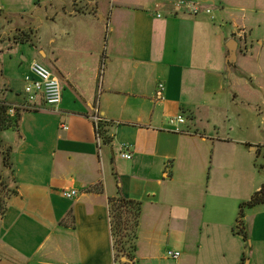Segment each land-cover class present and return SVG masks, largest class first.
Instances as JSON below:
<instances>
[{
	"label": "crops",
	"instance_id": "crops-1",
	"mask_svg": "<svg viewBox=\"0 0 264 264\" xmlns=\"http://www.w3.org/2000/svg\"><path fill=\"white\" fill-rule=\"evenodd\" d=\"M175 1L0 0V86L14 108L9 116H20L5 135L19 159L16 195L0 219V264H115L107 201L119 192L141 203L133 263L159 264L163 247L180 253L175 264L245 263L246 241L230 217L262 187L250 192L241 176L263 145L264 119L241 82L264 38L254 45L234 9L260 3L184 0L212 9L193 17ZM237 39L227 71L226 44ZM34 61L60 84L55 110L26 101L23 79ZM7 66L19 81L6 76ZM177 116L184 123L170 125ZM65 188L77 197L63 199ZM255 215L243 227L261 254L264 209Z\"/></svg>",
	"mask_w": 264,
	"mask_h": 264
},
{
	"label": "rangeland",
	"instance_id": "rangeland-1",
	"mask_svg": "<svg viewBox=\"0 0 264 264\" xmlns=\"http://www.w3.org/2000/svg\"><path fill=\"white\" fill-rule=\"evenodd\" d=\"M259 3H260L259 7H254L253 5H250V7L246 9L244 8L243 11H239L238 9L239 7H237V9H234L235 14H237L239 17L246 18V21L243 23V25L247 28V31H248L247 37L253 41V44L255 43V39L264 38V0H259ZM225 29L230 30V28H225ZM108 34H109V31L107 32L105 38L108 37ZM227 38L230 39V36L228 35ZM239 39L241 41V38ZM237 43H239L238 39H237ZM240 44L242 47V43ZM240 44H239V48H240ZM259 56H260L258 59L259 62H256L255 60V57H256L255 52L253 53L252 58H249V57L246 58L244 62V66H243L244 68L243 72L245 76L241 83L243 84L242 90H246L245 89L246 86L244 85L252 87L251 92L249 93L248 96L253 105V109L259 112L260 117L264 119V44H263L261 52L259 53ZM237 57H239L240 63H242L241 58L239 56V52L237 53ZM17 61L18 63L20 62V60H17ZM6 72H7L6 76L10 77L12 80H15V81L20 80L18 77V74L16 73L15 68L13 67L10 68L9 66H7ZM235 73H236V70H234L233 74ZM240 94H241V90H240ZM259 129L264 131V126H260ZM6 133H8V130L0 134V176L1 178H4L5 176L8 178L9 176L12 175V172H13L12 170L9 171V169L4 166V156L2 153H5V151L8 150V153H9L8 158H9V162L12 164L13 170H16L17 161L19 159L18 157L16 158V153H15L17 149V145L9 144L5 136ZM10 135H12L11 132H10ZM262 144L263 145L258 149V151L254 152V154L251 156L249 168H247L245 170V173H243L241 176V180L244 183H246V181H249L248 189L250 192L252 190V185L260 184L259 186L264 187V141ZM243 147L245 149H248V146H243ZM252 165L254 168L250 169ZM207 172H208L207 174L209 173L211 174L210 170H208ZM29 175L25 173L24 177L29 178ZM252 195L253 193L251 194V196ZM251 196H248L245 199H243L240 206L246 205V203L250 200ZM61 199L62 197L59 198V200ZM239 207H236L237 209L232 210V217H230L229 209L226 214L227 217L228 218L230 217L231 218L230 220L233 222L232 227H233V231L235 234H236L237 229L239 230V226L237 225ZM257 207L247 208L246 206H244L243 208V214H244L243 224L244 225L248 224L249 226H251V224L255 220V216H256L255 214L257 213V211H259L260 209H264L261 206H257ZM244 246H245V254H246L244 264H246V262L248 263V261L251 263L258 261V264H264V246L262 247L261 254H260L261 251L259 252L255 250L253 243L251 245V242L248 238ZM168 251L173 252L170 247H165V248L163 247L162 249L158 251L157 257H158L159 264H175L176 261L167 257L166 253ZM133 264H136V263H133Z\"/></svg>",
	"mask_w": 264,
	"mask_h": 264
},
{
	"label": "trees",
	"instance_id": "trees-1",
	"mask_svg": "<svg viewBox=\"0 0 264 264\" xmlns=\"http://www.w3.org/2000/svg\"><path fill=\"white\" fill-rule=\"evenodd\" d=\"M30 34L32 33H29L26 41H30ZM21 36L24 37L25 35ZM4 92L5 90L3 86H0V134L11 128H15L18 126L20 121L19 114L15 113L13 118L8 115L10 106L3 98ZM101 127L102 126L99 125L100 130ZM100 130V135L103 137V134ZM108 140L109 139L103 137L104 142H107ZM2 154L4 156V166L11 171L12 164L9 162L8 150ZM11 184H13L12 176L8 178H0V219L6 213L8 200L16 195V191L11 188ZM93 190L102 192L99 187H95ZM107 204L115 264L133 263L138 237V226L141 217V203L126 199L119 192L116 197L109 198ZM261 205H264V187H262L258 192L254 193L246 205H241L239 207V214L237 218L239 230L237 229L236 234L242 236L245 241L247 240V236L243 227V208L244 206L247 208H254ZM124 258L127 260V262H122V259Z\"/></svg>",
	"mask_w": 264,
	"mask_h": 264
},
{
	"label": "built area",
	"instance_id": "built-area-1",
	"mask_svg": "<svg viewBox=\"0 0 264 264\" xmlns=\"http://www.w3.org/2000/svg\"><path fill=\"white\" fill-rule=\"evenodd\" d=\"M177 11L188 16H198L202 13L206 15L212 14V9L208 7H202L199 3L188 2L184 0H177L173 4ZM159 17V16H158ZM24 87L23 92L28 104L34 103L38 98L42 100V103L51 109H57L61 103L62 93L58 80L52 75L48 68L43 66L39 62H32L29 66V73L23 79ZM164 85L158 84L155 98L158 101L163 100ZM14 108L8 110V115L13 114ZM95 129L98 131V126L102 122L97 115L93 118ZM184 118L177 116L169 119L170 125L182 124ZM62 130H66L65 126H61ZM97 144L100 146V137L97 135ZM120 156L123 159L129 160L130 155L128 153V147L123 145L121 148ZM78 193L74 189H63L61 196L67 200H73L77 197ZM180 254L178 252H167V257L172 260H177Z\"/></svg>",
	"mask_w": 264,
	"mask_h": 264
},
{
	"label": "water",
	"instance_id": "water-1",
	"mask_svg": "<svg viewBox=\"0 0 264 264\" xmlns=\"http://www.w3.org/2000/svg\"><path fill=\"white\" fill-rule=\"evenodd\" d=\"M226 48L228 50V56L226 58V68L227 71L230 70V67L234 65L235 59H236V48H237V42L234 40H230L226 44ZM127 260L124 258L122 259V262H126Z\"/></svg>",
	"mask_w": 264,
	"mask_h": 264
}]
</instances>
